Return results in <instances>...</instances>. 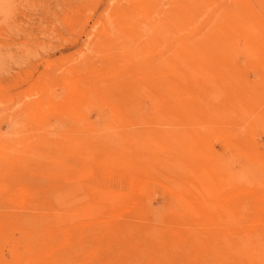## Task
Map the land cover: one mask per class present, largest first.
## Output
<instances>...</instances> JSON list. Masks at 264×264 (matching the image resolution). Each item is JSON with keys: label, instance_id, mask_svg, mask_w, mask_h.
Masks as SVG:
<instances>
[{"label": "rangeland", "instance_id": "obj_1", "mask_svg": "<svg viewBox=\"0 0 264 264\" xmlns=\"http://www.w3.org/2000/svg\"><path fill=\"white\" fill-rule=\"evenodd\" d=\"M0 264H264V0H0Z\"/></svg>", "mask_w": 264, "mask_h": 264}]
</instances>
